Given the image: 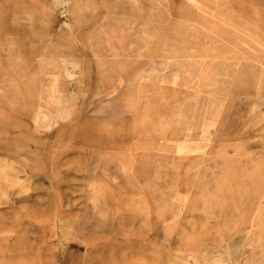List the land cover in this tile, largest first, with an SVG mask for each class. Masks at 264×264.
Wrapping results in <instances>:
<instances>
[{
  "label": "rangeland",
  "instance_id": "rangeland-1",
  "mask_svg": "<svg viewBox=\"0 0 264 264\" xmlns=\"http://www.w3.org/2000/svg\"><path fill=\"white\" fill-rule=\"evenodd\" d=\"M52 1L0 0V264H264V223H243L264 166V46L213 39L177 86L163 84L172 55L201 36L180 22L188 0H143L156 32L127 51L93 49V21ZM208 1L264 43V0ZM61 44L84 73L59 79L68 113L42 126L31 112L55 108L28 85L62 75L47 50ZM143 69L154 84L139 95Z\"/></svg>",
  "mask_w": 264,
  "mask_h": 264
},
{
  "label": "bare ground",
  "instance_id": "bare-ground-1",
  "mask_svg": "<svg viewBox=\"0 0 264 264\" xmlns=\"http://www.w3.org/2000/svg\"><path fill=\"white\" fill-rule=\"evenodd\" d=\"M142 1L143 0H53L49 6L52 9L57 8L67 18L70 15H73L76 21H78L81 24L86 19L92 20L93 23L91 27H89L86 30L84 29L83 34H87L90 38H93L94 40V46H92L93 49L119 50L117 46H119V44L120 45L122 44L123 51H127L130 50L131 48H134L135 46L137 47V45L140 48H143L144 43L150 38V36L153 33L156 32V27L158 24L156 21L149 20L147 18L144 12V6ZM186 4H189L191 9H189L190 11L183 12L180 22L186 23L187 26H189L190 30L191 29H193V31L196 30L197 35L201 34V36L198 37V39L194 42V44L186 45L184 47L182 46L183 48L181 49L180 47V51H177L176 49L177 52H175L171 58H172V63L179 65V68L170 73L159 74L160 76L159 81H161L163 84L168 83L170 85L177 86L179 83L181 72L185 69V68L183 69V67L184 64H186L185 63L186 59L190 57L203 58L210 55L213 49L212 47H209L208 41L212 42L213 39H215V41H222L224 43H228L230 42V40H236V43H238L241 42V39L243 38L246 40L259 42L262 46H264L263 41L255 33L254 30H251L249 28H243L232 18L219 14L217 11H215L214 7L208 0L207 1L188 0ZM101 7L103 9H101ZM98 10L101 11V16L99 18L100 19L102 18L103 24L101 22H98V24L96 25V22L99 19L95 17L93 14L95 13V11ZM214 16L222 23V25L224 26L222 27L223 29L221 27H218L217 25H214V22L212 21V18H214ZM66 22L69 23L70 21L66 19ZM225 27H227L229 30H237L239 32L238 36L236 35L237 36L236 39L234 38V36L232 37V35L228 32V30L225 31ZM74 33L76 36L78 35L76 31H74ZM52 45L47 50L50 52L49 55L60 58L59 67L61 68L62 75L59 76L57 79L52 74H50V72L41 71V76L37 79V81L34 82L33 84L30 83L28 85L29 90L31 89L36 90L35 91L36 94L46 99L49 102V104H51L55 108V112H54V111H49L47 109H40L35 107V109L31 112L33 121L42 126H50L52 124H55L56 122L63 119L68 113V108L63 103L62 95L58 91V83L60 81L59 79L66 78L70 75L84 73V69L81 65V61L77 58L75 53L72 52V50L71 52H64L63 44L56 47L53 46V48H51ZM235 47L241 49L240 44H236ZM200 60L202 63V59ZM100 62L102 68H105L107 65L106 64L107 60H102ZM214 67L219 71V73L220 72L221 74L223 73L220 79V83L222 85L227 84L226 82L228 81V76H224V74L228 73V71L226 70L228 66L225 65L223 62L221 63L213 62L212 66L208 67L207 70L211 71V69H214ZM142 71L144 72L143 80L140 81L135 77L131 82L132 83L131 89H133V91H136L139 95H141L142 93L143 94L147 93V89H149V86L154 84V81L151 80L152 78H148L147 70L146 72L145 69H143ZM186 81L188 80L186 79ZM186 83H189V81ZM140 84H142L143 88H141ZM34 85H36L35 88ZM242 103H244V101ZM114 124H112V126ZM251 192H252V201H258V204L255 205L256 207L252 211V214H250L248 218L245 217V219H243V223L247 225L264 223V166H260V168H257L255 182L252 184ZM242 199L245 201V198ZM219 204L223 205L224 202L215 201L212 207L218 208ZM164 230L166 231L167 234L169 233L168 228L167 230L166 229ZM260 238L263 237L260 236ZM219 239L222 240L221 238ZM181 241L183 243V247H181L180 250L182 252L181 254H184L187 251V249H189L193 245V242L189 238L188 233L181 236Z\"/></svg>",
  "mask_w": 264,
  "mask_h": 264
}]
</instances>
